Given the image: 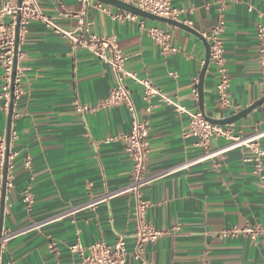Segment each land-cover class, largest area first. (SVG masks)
I'll use <instances>...</instances> for the list:
<instances>
[{
  "label": "crops",
  "instance_id": "obj_1",
  "mask_svg": "<svg viewBox=\"0 0 264 264\" xmlns=\"http://www.w3.org/2000/svg\"><path fill=\"white\" fill-rule=\"evenodd\" d=\"M14 1L0 0V7ZM38 2L58 27L113 36L125 55L124 69L135 75L126 86L138 117L149 124L145 173L154 178L142 189L150 205L145 221L160 236L146 245L144 261L134 259L135 195L112 194L130 183L131 162L121 141L104 142L128 133L130 116L121 106L96 107L114 83L108 66L32 21L18 47L19 95L10 121L11 169L3 199L0 170V264H73L78 256L70 247L76 243L113 245L119 236L126 239L125 264H264V236L253 242L244 235L222 236L233 227L264 225V161L257 171L254 153L264 151V103L228 124L243 142L201 158L204 150L197 140L184 137L189 114L200 111L194 91L206 56L201 39L140 17L113 21L109 13L119 9L96 0ZM173 6L182 11L179 22L202 39L220 19L225 23L221 39L229 106L218 105L216 72L209 62L204 115L229 118L263 98L264 62L255 31L264 25V0H173ZM150 27L169 31L175 52L163 53L145 33ZM141 80L161 91L149 111L140 96ZM3 87L0 67V139L5 141ZM76 102L90 110L77 112ZM226 144L213 138L209 151ZM26 194L30 202L24 201Z\"/></svg>",
  "mask_w": 264,
  "mask_h": 264
},
{
  "label": "built area",
  "instance_id": "obj_2",
  "mask_svg": "<svg viewBox=\"0 0 264 264\" xmlns=\"http://www.w3.org/2000/svg\"><path fill=\"white\" fill-rule=\"evenodd\" d=\"M125 4L136 7L142 11L152 15L170 19L179 22L182 11L173 6V0H120ZM98 7L102 8L101 4ZM106 11V9H104ZM111 20L123 21L138 20V17L123 11L109 13ZM264 20V13L260 15ZM19 20V38L20 42L26 26L34 21L41 23L47 29L54 31L62 38L66 39L73 48L85 49L94 57L105 63L112 76L113 86L111 87L108 96L101 101L96 107H112L121 106L126 109L130 116V130L128 133L110 137L105 143L112 141H121L123 143L124 152L131 162V181L130 183L112 194L132 192L135 195V227L132 235V256L135 260L144 261L145 247L149 243H154L160 236V232L154 229L145 221L146 212L149 209V203L142 198V189L149 183L154 176L146 175V162L149 153L148 130L149 124L146 121L140 120L136 108L133 103L131 91L126 86V79H135V75L125 71L124 64L126 57L122 50L118 47L115 37H101L90 33L88 28L82 30H64L58 27L54 20L45 15L39 5L38 0H18L12 3H4L0 7V67L3 71V93L5 108L8 107L10 101L11 76L14 64V45H15V28L16 20ZM142 24V22H140ZM225 23L220 19L217 25L212 29L211 33L204 36L210 45V63L213 65L216 72V97L218 105L221 108L229 106V83L230 77L225 66L224 47L221 35L224 32ZM142 27V25H141ZM146 35L152 42L158 46L163 53L175 52L171 44V35L169 31L162 30L157 27L145 29ZM255 37L258 43V52L260 61L264 62V25H259L255 31ZM18 56V52H17ZM17 70V67H16ZM19 77L17 73L14 78L13 87V103L19 95L18 83ZM141 85V99L147 104V111L150 110L151 101L160 96V89L156 88L148 80L139 81ZM197 97V92L194 91ZM75 110L79 113L89 111L86 106L75 103ZM11 137V135H10ZM184 137H193L197 140V145L204 150L201 158L210 155L211 153L220 152L222 150L233 147L236 143H241L244 140L238 137H233L228 125H217L209 123L200 111L189 114L187 131ZM224 138L227 144L214 151H209V144L213 138ZM256 155L257 165L256 170H260L261 163L264 161V151L259 149L254 150ZM5 154V141L0 139V170L3 169ZM29 160L25 162V166L29 167ZM11 169L10 157L8 154L7 173ZM6 173V185L7 182ZM29 194H26L24 201L30 202ZM239 235H244L251 242L258 237L264 236V225H246L243 228L233 227L223 233V238H236ZM4 235L1 234L0 241ZM70 251L76 253L78 259L73 264H125L127 257L126 239L124 236H119L113 245H107L104 242L98 241L87 247L81 243H76L70 247Z\"/></svg>",
  "mask_w": 264,
  "mask_h": 264
},
{
  "label": "water",
  "instance_id": "obj_3",
  "mask_svg": "<svg viewBox=\"0 0 264 264\" xmlns=\"http://www.w3.org/2000/svg\"><path fill=\"white\" fill-rule=\"evenodd\" d=\"M96 1H98L102 4H105V5L115 7V8H117L123 12L133 14V15L140 17V18H144L147 20L172 25V26L179 27L182 29H186V30L190 31L191 33H193L194 35H196L199 39L202 40L204 47H205L206 56H205V60H204L202 70H201L200 75H199V81H198V86H197V89H198L197 96H198V103H199L201 114L204 116V118L209 123L217 124V125L233 124V123L237 122L238 120H240L241 118H244L245 116H247L251 111L255 110L256 108H258L259 106H261L264 103V97H263V98L259 99L258 101H256L255 103H253L248 108L237 113L236 115L231 116L229 118L221 119V120H214V119H210V118L206 117L203 113V78H204L205 71H206V69L209 65V62H210V45H209V43L205 39H202L201 35L199 33L194 31L190 27L183 25L180 22L152 15V14L147 13L145 11H142L136 7L125 4L120 0H96ZM20 2H21V0H18V4H20ZM18 38H19V20L17 18L16 28H15L14 64H13V71H12V76H11V88H10L11 96H10V101H9V105H8V131H7L6 140H5L4 164H3V169H2V184H1V197H2V199L4 197V191H5V185H6V173H7L9 142H10V121H11L12 110H13V97H12V95H13V87H14V78H15L16 67H17V52H18V47H19ZM1 225H2V208L0 211V236H1Z\"/></svg>",
  "mask_w": 264,
  "mask_h": 264
}]
</instances>
